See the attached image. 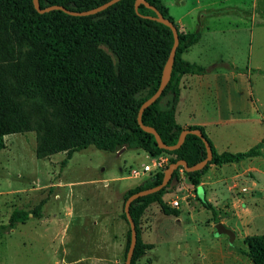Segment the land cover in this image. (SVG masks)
<instances>
[{"label":"trees","instance_id":"trees-1","mask_svg":"<svg viewBox=\"0 0 264 264\" xmlns=\"http://www.w3.org/2000/svg\"><path fill=\"white\" fill-rule=\"evenodd\" d=\"M105 1L38 0V3L40 8L61 5L81 11ZM134 1L118 0L94 14L74 16L61 10L38 13L32 0H0V149L4 135L33 131L34 156L46 158L64 152L62 166L73 152L87 146L107 152L121 147L141 149L151 156L166 153L172 155L166 165L177 159L192 165L205 156L203 142L194 134H186L178 148L166 150L159 148L153 135L137 124L138 107L157 88L173 38L167 26L151 18L154 16L151 9L138 4L135 10ZM145 1L171 21L177 31L169 79L140 117L142 124L154 128L161 141L171 145L183 129L174 119L180 77L204 74L208 69L182 58L198 41L200 33L181 31L161 0ZM185 128L199 129L212 154L200 170L182 171L184 180L193 188L209 164L221 165L258 156L264 144L263 137L245 151L218 153L202 126ZM180 170L176 168L158 191L130 202L129 214L136 231L130 264H135L150 247L140 239L139 219L144 209L155 202L163 214H178L162 197L172 190V182L178 181ZM161 177L159 170L126 188L122 192L123 202L130 194L158 184ZM200 201L211 210L216 222L215 210L204 199ZM28 213L36 216L34 210L13 209L7 224L0 229L24 222ZM121 217L126 222L123 210ZM128 241L129 228L125 233L123 257ZM243 241L251 264H264V234L246 236Z\"/></svg>","mask_w":264,"mask_h":264},{"label":"rangeland","instance_id":"rangeland-1","mask_svg":"<svg viewBox=\"0 0 264 264\" xmlns=\"http://www.w3.org/2000/svg\"><path fill=\"white\" fill-rule=\"evenodd\" d=\"M161 2L166 4L169 16L181 31L200 33L199 40L182 54V58L195 61L208 69L207 74L215 73L218 77L220 105L229 115L224 116L229 121L211 126L207 131L223 150H247L264 137V0ZM2 139L0 226L7 224L15 208L34 210L36 216L28 213L24 222H17L10 229H0V264H65L70 256L92 251L98 227L87 219L103 214L124 222L118 264L123 263L128 226L121 217L122 192L143 180L144 176L137 169L143 163L151 164L152 159L140 150L119 148L107 152L87 146L73 152L62 166L64 152L46 158L34 156L36 138L33 131L7 134ZM258 156L253 164L263 165L264 144ZM170 157L172 155L161 153L154 159L160 164L159 170H163ZM242 162L237 166L247 164V160ZM150 169L146 171L148 175L159 171L154 170L153 164ZM119 177L121 179H117ZM99 178H106L108 182L104 185L96 180ZM241 181L237 180L239 188L249 187L248 181L243 184ZM172 186L171 191L175 182ZM197 197L199 200L190 190L183 199H173L177 207L170 204L167 196L162 197L167 206L180 210L179 223L174 216L161 211H143L139 219L140 236L149 240L150 231L153 248L147 251L140 264H208L207 253L213 251V242L217 238L228 242L226 233H219L220 230L212 225L215 218L201 203L198 192ZM250 197L243 187L229 193L230 200H237L236 208L245 201L253 210L255 217L248 225L239 224L236 218L240 216L230 215L224 206V211H215L216 215L219 213L216 219L222 218L226 228L236 234L228 248L239 251L245 246L243 236L264 234V191L261 198ZM150 205L157 207L155 202ZM58 214L66 224L63 227L56 222ZM210 220L213 223L208 225ZM197 253L204 254V259L201 260ZM147 258L149 261L144 263Z\"/></svg>","mask_w":264,"mask_h":264},{"label":"crops","instance_id":"crops-1","mask_svg":"<svg viewBox=\"0 0 264 264\" xmlns=\"http://www.w3.org/2000/svg\"><path fill=\"white\" fill-rule=\"evenodd\" d=\"M163 4L168 10L166 4L164 2ZM190 47L183 54H186L191 49ZM188 62L196 63L195 61ZM217 79L218 77L215 73L182 75L178 84V96L174 108V119L176 123L179 124L182 128L191 125L202 126L204 133L211 141L214 149L219 153L226 150H223L224 147H221L216 139H213L212 133L209 134V132L207 131V129L211 126L221 125L224 122L229 121L228 119H225L226 117H224L229 115L224 112L225 109L220 105L221 93L218 91ZM123 149L125 150V147H121V150ZM134 150L143 151L141 149ZM143 152L145 153L146 157L152 159L151 164L143 163L141 168L137 169L140 171V175H143L145 178L148 176V173L146 171H143V166H151L154 162V159L158 157V155L151 156L145 151ZM255 159H259V156L245 159L247 160V164L239 166L237 165L239 162L243 163L242 160L221 165L209 164L206 171L201 175L199 184L196 186L198 187V195L202 197V199L207 201L215 211L219 212L223 210L224 206V210L227 211L230 215L237 214L238 216H240V218H236V220L242 226L248 225L250 222H252L255 217L253 214V210L251 211L245 201H242V208H236L235 202L237 200H235L234 198H231L230 200L229 193H231L233 190L240 191V188L243 187L245 188L246 193L250 194V198H255L257 196H259L258 198H261V194L264 191V161L262 162L263 165H261L260 163L257 164L256 162L255 164H253V161H255ZM117 179H121V177ZM96 180H100L104 185L108 182V179L106 178H99ZM237 180L248 181L249 187H245L242 185L239 188ZM243 181H241L240 183L243 184ZM196 187L193 188L192 185L188 184L184 180V176L180 171L179 179L175 183L173 191L165 193L163 195V198L167 196L169 200L172 201L177 197L179 198V200H181L186 195V192H189L190 190L193 191L194 197L198 198ZM181 193L182 195H179ZM227 203L229 204L227 205ZM150 210H153L155 212L160 211L158 205L157 207H154L149 204L144 209V211L146 212ZM172 216H174V219L177 223L180 222V210H178L177 215ZM217 216H219V213L216 215V217ZM87 221L93 226L98 227L97 237L95 239L93 250L80 255L70 256L69 260L65 264H118L123 246V236L125 231L123 228L124 222L113 217V215H110L109 217V215L107 214L94 215L93 218H89L87 219ZM210 221L207 222L208 225H210V223H213L212 221ZM56 222L61 227L66 225L63 224L60 214H58ZM216 223H220L224 227H226L225 221L222 218L217 220L212 225H215ZM154 226L156 228L155 224ZM117 231L118 234H116ZM231 231L233 232V238L231 242H234L236 239V234L233 230ZM246 236H243L242 238V243L245 246L240 247L239 251L228 248V246H230L228 244L231 242H226L225 239L222 240V238H217V240L213 242V251L207 253V258L210 261L208 262V264H251L249 258L245 254L247 247L243 240ZM140 239L143 243L149 244L150 247L148 249H145L142 255L136 259L135 264H140L147 251L153 248V243L150 242V231L147 234V239L149 240H144L143 236L142 238L140 236ZM196 255H199L202 258L201 260L204 259V254L197 253ZM148 261L149 259L147 258L145 259L144 263H147Z\"/></svg>","mask_w":264,"mask_h":264},{"label":"water","instance_id":"water-1","mask_svg":"<svg viewBox=\"0 0 264 264\" xmlns=\"http://www.w3.org/2000/svg\"><path fill=\"white\" fill-rule=\"evenodd\" d=\"M116 1H118V0H107V1L99 4L98 6H95L93 8L87 9V10H81V11L69 10V9H66L65 7H63L61 5H48V6H45L43 8H40L38 0H32V5H33V8L38 13H43V12H47L50 10H61L64 13L69 14V15L83 16V15L94 14V13L106 8L107 6L111 5L112 3L116 2ZM138 4H143L144 6H146L147 8L151 9L154 12V16H151V18L157 22L164 24L165 26H167L171 30L173 41H172V45L170 47V50L168 52L167 58L163 64L157 88L138 107L137 115H136L137 124L143 131L148 132V133L153 135L155 143L159 148L166 149V150H174V149L178 148L180 146V144L183 142V139H184L186 134H188V133L194 134L202 140L204 150H205V156L201 160H199L198 162H196L192 165H187V163L182 159H177L174 162L167 164L166 167L162 170V177H161V180L158 184L151 186V187H148V188L138 190V191L130 194L129 196H127V198L123 202L122 210H123V213H124V216H125L126 222L128 224V228H129V241H128L127 249L125 252L123 264H130L132 252H133L135 242H136V231L134 228V223H133L131 216L129 214L130 202L137 197L153 193L155 191H158L162 187H164L167 184V182L170 180L171 174L176 168L180 167L181 170L184 172H192V171L200 170L211 159V156H212L210 146H209L207 140L202 136V133L199 129L183 128L179 132L177 140L175 141V143H173L171 145H167L161 141L159 135L154 130V128L147 126V125H144L141 122L140 117H141L142 111L147 106H149L152 102H154L156 100V98L160 95L162 89L164 88V86L166 85V83L169 79L172 61H173V57H174V52H175V48L177 46V40L178 39H177L176 28L172 24L171 21L164 18L158 12V10L155 7L148 4L145 0H135L134 1V9L135 10H136V7ZM197 192H198V187H197ZM214 226L220 230L219 233L225 232L226 235L228 236L227 237L228 242H231V240L233 238V232L230 229L224 227L220 223H216Z\"/></svg>","mask_w":264,"mask_h":264},{"label":"built area","instance_id":"built-area-1","mask_svg":"<svg viewBox=\"0 0 264 264\" xmlns=\"http://www.w3.org/2000/svg\"><path fill=\"white\" fill-rule=\"evenodd\" d=\"M160 164L157 162H153V167H154V170L156 169V170H158L159 169V166ZM143 171H151V169H150V166L149 165H144L143 166ZM170 204L172 205V206H177V201L176 200H172L171 202H170Z\"/></svg>","mask_w":264,"mask_h":264}]
</instances>
